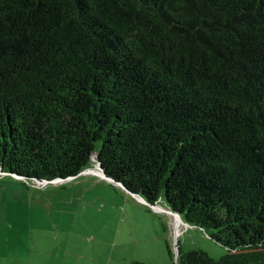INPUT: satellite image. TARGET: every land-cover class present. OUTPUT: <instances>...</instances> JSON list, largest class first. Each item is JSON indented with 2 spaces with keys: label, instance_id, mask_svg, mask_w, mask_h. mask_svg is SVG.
<instances>
[{
  "label": "trees",
  "instance_id": "obj_1",
  "mask_svg": "<svg viewBox=\"0 0 264 264\" xmlns=\"http://www.w3.org/2000/svg\"><path fill=\"white\" fill-rule=\"evenodd\" d=\"M93 154L227 248L172 264H264V0H0V170Z\"/></svg>",
  "mask_w": 264,
  "mask_h": 264
},
{
  "label": "rangeland",
  "instance_id": "obj_2",
  "mask_svg": "<svg viewBox=\"0 0 264 264\" xmlns=\"http://www.w3.org/2000/svg\"><path fill=\"white\" fill-rule=\"evenodd\" d=\"M100 172L93 154L59 182L0 174V264H172L168 245L175 258L177 245L213 258L227 253L201 227L176 226L163 200L154 206Z\"/></svg>",
  "mask_w": 264,
  "mask_h": 264
},
{
  "label": "water",
  "instance_id": "obj_3",
  "mask_svg": "<svg viewBox=\"0 0 264 264\" xmlns=\"http://www.w3.org/2000/svg\"><path fill=\"white\" fill-rule=\"evenodd\" d=\"M98 165H99V164H98ZM99 168H100L101 171H102V172H100L101 175H102L106 180L111 181V182H113V183H115V184H117V185L123 187L124 189H126L125 186H124L122 183L116 182L113 178L107 176V175L103 172V170H102V168L100 167V165H99ZM0 174H12V175H14V176H16V177H19L18 175L14 174V173L6 172V171H3V170H0ZM77 175H78V174H77ZM77 175H75V176H77ZM75 176H72V177H70V178H73V177H75ZM33 180H34V181H38V182H44V183L49 181V180H38V179H33ZM63 180H65V179H59V178H57V179H55V180H51V181H57V182H59V181H63ZM126 190H127V189H126ZM135 195H136V194H135ZM153 205H154V204H153ZM154 206H155V205H154ZM161 207H163V206H161ZM166 210H168L171 214L178 216L180 220H182V221L184 220L183 217L181 216V213H179V212H175V211H173V210H171V209H169V208H167ZM177 247H178V248H177V253H178V251H179V246L177 245Z\"/></svg>",
  "mask_w": 264,
  "mask_h": 264
},
{
  "label": "bare ground",
  "instance_id": "obj_4",
  "mask_svg": "<svg viewBox=\"0 0 264 264\" xmlns=\"http://www.w3.org/2000/svg\"><path fill=\"white\" fill-rule=\"evenodd\" d=\"M175 218H176L175 225L177 226L179 222H182V220H180L179 217L176 215Z\"/></svg>",
  "mask_w": 264,
  "mask_h": 264
},
{
  "label": "crops",
  "instance_id": "obj_5",
  "mask_svg": "<svg viewBox=\"0 0 264 264\" xmlns=\"http://www.w3.org/2000/svg\"><path fill=\"white\" fill-rule=\"evenodd\" d=\"M91 171L89 170V173H90ZM92 173H94V172H92ZM94 174H97V173H94ZM97 176H99L98 174H97ZM164 210L166 209V208H164V207H162Z\"/></svg>",
  "mask_w": 264,
  "mask_h": 264
},
{
  "label": "built area",
  "instance_id": "obj_6",
  "mask_svg": "<svg viewBox=\"0 0 264 264\" xmlns=\"http://www.w3.org/2000/svg\"><path fill=\"white\" fill-rule=\"evenodd\" d=\"M99 173V172H98ZM37 183H44V182H38V181H36ZM160 208H162L161 206H160ZM163 209V208H162ZM166 210V209H165Z\"/></svg>",
  "mask_w": 264,
  "mask_h": 264
}]
</instances>
